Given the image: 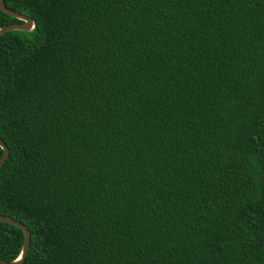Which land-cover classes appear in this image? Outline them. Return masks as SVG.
Listing matches in <instances>:
<instances>
[{
    "label": "trees",
    "instance_id": "obj_1",
    "mask_svg": "<svg viewBox=\"0 0 264 264\" xmlns=\"http://www.w3.org/2000/svg\"><path fill=\"white\" fill-rule=\"evenodd\" d=\"M2 1L35 24L0 35L22 264H264V0Z\"/></svg>",
    "mask_w": 264,
    "mask_h": 264
},
{
    "label": "water",
    "instance_id": "obj_2",
    "mask_svg": "<svg viewBox=\"0 0 264 264\" xmlns=\"http://www.w3.org/2000/svg\"><path fill=\"white\" fill-rule=\"evenodd\" d=\"M0 9L4 13H6V14H8V15L19 20L18 22H13V23H10L8 25L1 26L0 27V35H2L3 33L7 32V31L17 30V31L31 32L34 30L35 24H34L33 19L30 16L7 7L3 3L2 0H0ZM0 148L3 150L2 156L0 157V168H1V166L4 164V162L7 160L8 156H9V148L4 143V141L1 139V137H0ZM0 221L12 224V225L20 228L24 234L22 247H21V251H20L19 255L11 261L0 260V264H22L24 262L26 256H27L28 249H29V243H30V239H31V234H30L29 229L26 227V225L24 223L16 220L13 217L7 216V215L0 214Z\"/></svg>",
    "mask_w": 264,
    "mask_h": 264
}]
</instances>
